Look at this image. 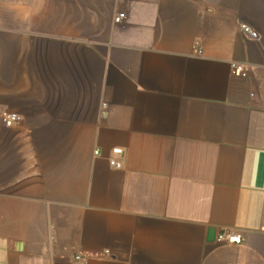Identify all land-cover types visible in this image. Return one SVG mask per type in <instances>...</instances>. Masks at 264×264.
Segmentation results:
<instances>
[{
	"label": "crops",
	"instance_id": "0c3cea01",
	"mask_svg": "<svg viewBox=\"0 0 264 264\" xmlns=\"http://www.w3.org/2000/svg\"><path fill=\"white\" fill-rule=\"evenodd\" d=\"M0 108V264H264V0H0Z\"/></svg>",
	"mask_w": 264,
	"mask_h": 264
},
{
	"label": "built area",
	"instance_id": "2783aa9c",
	"mask_svg": "<svg viewBox=\"0 0 264 264\" xmlns=\"http://www.w3.org/2000/svg\"><path fill=\"white\" fill-rule=\"evenodd\" d=\"M125 18H126V13L121 12L115 17L114 21L119 23ZM242 32L247 38L258 39L259 36L258 33L255 30H253L249 25H242ZM194 53L198 56L203 54V48L200 41L195 42ZM231 71L232 74L237 77H241V78L248 77V69L244 64L232 63ZM0 120L7 128H12L20 124L23 120V117L16 112H12L7 109L0 108ZM95 154H99V151H96ZM112 154L113 157L109 159L110 166L115 169H122L123 150L121 148H114L112 150ZM217 241L227 242L230 244H239L242 241V235L233 230L224 229L218 235ZM109 256H110L109 250H105L102 253L83 252L74 255L72 257V262L87 264L91 259H107Z\"/></svg>",
	"mask_w": 264,
	"mask_h": 264
}]
</instances>
